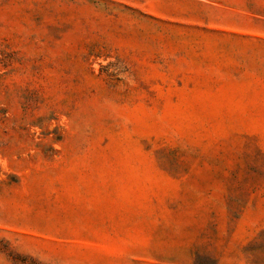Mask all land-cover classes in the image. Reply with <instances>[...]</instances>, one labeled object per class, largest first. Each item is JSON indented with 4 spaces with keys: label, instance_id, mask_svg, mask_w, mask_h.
Here are the masks:
<instances>
[{
    "label": "rangeland",
    "instance_id": "1",
    "mask_svg": "<svg viewBox=\"0 0 264 264\" xmlns=\"http://www.w3.org/2000/svg\"><path fill=\"white\" fill-rule=\"evenodd\" d=\"M0 264H264V0H0Z\"/></svg>",
    "mask_w": 264,
    "mask_h": 264
}]
</instances>
